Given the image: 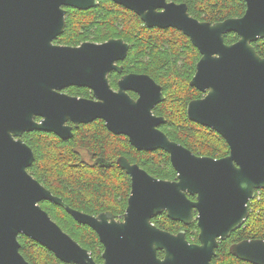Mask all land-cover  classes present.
<instances>
[{"label":"water","instance_id":"95a60500","mask_svg":"<svg viewBox=\"0 0 264 264\" xmlns=\"http://www.w3.org/2000/svg\"><path fill=\"white\" fill-rule=\"evenodd\" d=\"M112 1L147 27L177 29L198 49L189 84L204 95L190 100L186 113L219 133L229 152L219 158L197 155L170 140L158 128L165 117L152 111L165 96L149 75L127 74L118 90L109 87L106 73L120 69L115 60L126 54L122 40L53 43L65 27V6L85 10L98 0H0V264H30L19 251L20 235L48 249L61 264H212L219 240L243 225L248 202L264 188V56L252 44L264 38V0H244L242 16L213 23L189 15L183 2ZM228 32L238 39L226 43ZM73 85L91 88L94 98L60 91ZM127 89L136 90L137 98ZM96 119L127 136L138 150L166 151L176 171L173 180L159 179L120 156L117 162L131 181L122 220L110 211L92 215L71 208L28 172L34 153L22 139L24 132L41 130L67 139L72 136L67 121L78 127ZM44 200L97 233L102 262L51 219L40 205ZM162 212L186 224L196 220L200 244H189L183 231L172 234L155 226L151 219ZM231 253L264 264V238L240 240Z\"/></svg>","mask_w":264,"mask_h":264},{"label":"trees","instance_id":"16d2710c","mask_svg":"<svg viewBox=\"0 0 264 264\" xmlns=\"http://www.w3.org/2000/svg\"><path fill=\"white\" fill-rule=\"evenodd\" d=\"M172 1L186 3L189 15L211 23L240 17L246 9L244 0ZM97 13H100L103 22L118 19V22L124 24L121 26L122 33L117 34L130 43L127 56L122 62L124 70L145 72L161 85L165 99L154 106L153 112L165 117L160 129L168 138L195 154L215 158L227 155L229 146L219 133L191 121L187 116L188 102L202 97L203 93L189 84L200 53L182 32L175 28L147 27L135 13L123 11L111 0H99L96 6L85 10L69 9L64 30L55 42H78L79 27L89 20H95ZM127 23H130V28H126ZM106 37L107 35H101L100 39ZM223 38L230 44L238 36L234 32H228ZM94 39L97 37L94 36ZM252 44L257 53L264 56V38H259ZM67 92L82 97L89 96L84 87L70 86ZM22 139L34 153L28 172L68 206L88 214L111 211L115 216L123 215L131 181L117 162L119 156L137 163L159 179L176 178V171L166 151L138 150L129 143L126 136L110 132L101 120L81 123L73 128L72 136L67 139L41 130L24 132ZM81 150L97 155L94 159L98 161H83ZM40 205L63 231L88 250L97 263L103 261V245L92 228L77 222L63 207L50 201H41ZM248 207L249 215L243 225L219 242L212 258L213 264H253L234 256L231 246L243 239L264 238V188L256 191L255 197L248 202ZM152 221L159 227L171 230L184 227L182 223L169 219L165 212ZM188 234L187 231V236ZM194 236L197 237V232ZM18 241L20 253L30 264H61L52 252L33 239L20 235ZM162 255L158 251V256Z\"/></svg>","mask_w":264,"mask_h":264},{"label":"flooded vegetation","instance_id":"af4514ba","mask_svg":"<svg viewBox=\"0 0 264 264\" xmlns=\"http://www.w3.org/2000/svg\"><path fill=\"white\" fill-rule=\"evenodd\" d=\"M112 1V0H111ZM98 3H99V0H98ZM115 3V2H114ZM116 5H118L119 7H121L122 9H123V11H129L131 14L132 13H134L133 11H131V10H129V9H127V8H125L124 6H122V5H120V4H117V3H115ZM69 9H76V8H73V7H69V6H65V25H66V18H67V16L69 15ZM140 18V17H139ZM118 20V19H117ZM116 19H113V20H111V21H107V22H103L102 21V19H101V17H100V13H97V18L95 19V20H89V21H87V22H85L83 25H81L80 27H79V32H78V35H79V37H80V39H79V41L78 42H74L73 44H68V43H65V44H62V43H59V42H55V39L57 38H55L54 40H53V43L54 44H59V45H68V46H79V45H81L82 43H85V42H93V43H97V44H99V43H103V42H106V41H108L109 39H120V40H122V42L123 43H125V44H127V50H126V54H125V56H124V58L123 59H118V60H115V65L117 66V67H119L120 69H110L107 73H106V78H107V83H108V85H109V87L112 89V90H118V88H119V80L124 76V75H127V74H147V73H145V72H137V71H125L124 70V65H123V61L125 60V58H126V56H127V53H128V51H129V48H130V43L127 41V40H125V38L122 36V35H117V34H120V33H122V27L121 26H123L124 24L122 23V22H118ZM144 23V22H143ZM144 25H146L145 23H144ZM131 27V25H130V23H127L126 24V28H130ZM127 31H128V29H127ZM111 33H114L115 35H111ZM101 35H107V37L105 38V39H100V36ZM94 36H96L97 37V39H94ZM147 75H149V74H147ZM150 76V75H149ZM151 77V76H150ZM152 78V77H151ZM154 80V79H153ZM156 82V81H155ZM157 84H159L158 82H156ZM160 85V84H159ZM73 86H75V85H73ZM161 86V85H160ZM70 86H68V87H65V88H63V89H61L60 91L61 92H65V93H67V94H69V95H73V94H70V93H68L67 91H68V88H69ZM76 87H84V88H86L87 90H88V92H89V96L88 97H86V98H94L93 97V90L91 89V88H89V87H86V86H76ZM161 90H162V87H161ZM126 93H128L132 98H137V96H138V93H137V91L136 90H133V89H127L126 90ZM135 95V96H133V95ZM204 95V94H203ZM73 96H77V95H73ZM78 97H82V96H78ZM153 111V110H152ZM153 114H155L154 112H153ZM156 115V114H155ZM157 116H161V115H157ZM164 117V116H163ZM36 119L37 120H39L40 118L39 117H36ZM96 120H101V121H103V123H104V120L103 119H96ZM93 121H95V120H93ZM92 122V121H91ZM90 123V122H89ZM66 124L67 125H70L71 127H72V132H73V128H77V127H75V125H74V123H72L71 121H67L66 122ZM163 124V123H162ZM80 125V124H79ZM78 125V126H79ZM104 125H105V123H104ZM161 125V124H160ZM160 125L158 126V128L160 129ZM105 127H106V125H105ZM107 128V127H106ZM108 129V128H107ZM109 130V129H108ZM161 130V129H160ZM110 131V130H109ZM162 131V130H161ZM110 132H112V131H110ZM113 133V132H112ZM165 133V132H164ZM114 134V133H113ZM118 135H122V134H118ZM125 136V135H124ZM127 137V136H126ZM171 140V139H170ZM129 141V140H128ZM176 142V141H175ZM130 143V142H129ZM131 144V143H130ZM133 146V145H132ZM134 147V146H133ZM187 148V147H186ZM80 153H81V158H82V160L84 161H86V160H88V161H93L94 162V158L97 156H94L93 155V153H91V152H89V151H87V150H81L80 151ZM197 155H200V154H197ZM86 156L88 157V159H86ZM120 157V156H119ZM118 157V158H119ZM117 158V159H118ZM96 161H98V160H95V162ZM100 162V161H99ZM189 196V198L191 199V200H195V195H188ZM193 197V198H191V197ZM102 212H104V211H102ZM111 212V211H110ZM125 212V211H124ZM100 213V212H99ZM163 213V212H162ZM162 213H160V214H162ZM124 214V213H123ZM160 214H158V215H160ZM97 215V214H96ZM158 215H156V216H158ZM167 215V214H166ZM193 215L195 216L196 215V212L194 211L193 212ZM113 216H114V219H116V220H122L123 219V215H118V216H115L114 214H113ZM156 216H154V217H156ZM154 217H152V219L154 218ZM168 217V216H167ZM169 219H171L170 217H168ZM152 219H151V221H152ZM171 220H173V219H171ZM173 221H178V220H173ZM178 222H180V223H182L183 224V228L182 227H177L176 229H174V230H171V228H163V227H159V226H157L153 221H152V223L155 225V226H157L158 228H160V229H163V230H165V231H168V232H170V233H172V234H176V233H178V232H180V231H183L184 232V234H185V238L187 239V241H188V243L189 244H200V241H199V238H198V235H199V227H198V224H197V221L196 220H193V221H191L190 223H188V224H186V223H184V222H182V221H178ZM191 225H193V226H191ZM191 226V227H190ZM187 231L189 232V234H188V236H187ZM195 232H197V237L195 238V236H194V233ZM189 237V238H188ZM220 241H222V240H219V242ZM219 242H218V244H219ZM162 252V251H161ZM162 254H163V252H162ZM157 255H158V251H157ZM160 257V256H159ZM162 257H163V255H162ZM161 257V258H162ZM211 262H212V260H211ZM213 264V263H212Z\"/></svg>","mask_w":264,"mask_h":264},{"label":"rangeland","instance_id":"374dc122","mask_svg":"<svg viewBox=\"0 0 264 264\" xmlns=\"http://www.w3.org/2000/svg\"><path fill=\"white\" fill-rule=\"evenodd\" d=\"M86 159H88V157L86 156Z\"/></svg>","mask_w":264,"mask_h":264}]
</instances>
